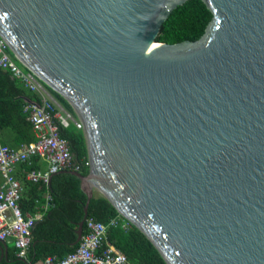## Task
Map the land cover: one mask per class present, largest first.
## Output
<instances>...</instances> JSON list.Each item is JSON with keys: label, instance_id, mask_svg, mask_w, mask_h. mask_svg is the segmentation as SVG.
I'll list each match as a JSON object with an SVG mask.
<instances>
[{"label": "water", "instance_id": "1", "mask_svg": "<svg viewBox=\"0 0 264 264\" xmlns=\"http://www.w3.org/2000/svg\"><path fill=\"white\" fill-rule=\"evenodd\" d=\"M187 1L0 0V35L82 123L77 243L97 193L167 264H264V0H202L199 40L158 42Z\"/></svg>", "mask_w": 264, "mask_h": 264}, {"label": "trees", "instance_id": "2", "mask_svg": "<svg viewBox=\"0 0 264 264\" xmlns=\"http://www.w3.org/2000/svg\"><path fill=\"white\" fill-rule=\"evenodd\" d=\"M214 15L202 0H188L176 8L163 23L157 37L160 43L176 44L184 41H197L206 32ZM11 53V52H10ZM16 62L24 67L13 56ZM56 101L75 119H78L73 107L57 92L48 87ZM29 102H40L38 95L27 90L20 81L13 78L9 71L0 69V141L4 145L17 148L36 140L33 126L28 121L25 106ZM54 112H58L54 108ZM60 136L66 140L75 164L80 165V173L88 175L90 167L87 142L83 129L78 128L72 121L62 125L54 119ZM41 158L34 157L22 167L24 172L25 192L20 200L22 212L36 213L40 208L38 203L45 204L47 191L51 196L50 206L42 214L32 229L31 245L28 259L17 256L15 250L8 257L0 259V264H31L46 257L63 258L74 252L78 246L77 230L84 219V208L87 195L81 189V181L71 173L55 174L51 183L46 187L43 183L27 181L26 175L32 170L40 169ZM0 180V184H1ZM39 201V202H37ZM38 207V208H37ZM43 210V208L39 209ZM88 217L108 225L112 219H118V225L109 227L107 241L124 253L131 264H167L152 242L136 226L124 228L125 219L116 207L104 196L94 194L90 200ZM86 232V223L84 224ZM83 232V233H84ZM2 246V242H0ZM2 251L0 248V257Z\"/></svg>", "mask_w": 264, "mask_h": 264}, {"label": "built area", "instance_id": "3", "mask_svg": "<svg viewBox=\"0 0 264 264\" xmlns=\"http://www.w3.org/2000/svg\"><path fill=\"white\" fill-rule=\"evenodd\" d=\"M10 49L0 35V69L10 72L11 76L22 83L30 92L38 95V102L25 106L28 121L32 124L36 140L17 148L4 145L0 141V241L12 239L17 256L27 259L31 245L32 229L42 219L41 213L25 215L20 207L23 187L15 177L16 167L29 163L34 157L47 164L45 171L32 170L26 178L33 183L49 184L52 175L62 171L79 172L81 166L75 164L69 146L58 130L54 119L67 126L72 121L83 129L79 119L65 110L54 98L48 86L31 70L20 66L12 57ZM54 108L58 112H54ZM90 161L86 163L90 165ZM51 196H46L43 208L50 206ZM86 232L83 233L78 248L63 258L46 257L33 264H131L127 256L107 241L109 227L117 226L118 219L106 225L93 217H87ZM130 228L129 221L123 222Z\"/></svg>", "mask_w": 264, "mask_h": 264}, {"label": "crops", "instance_id": "4", "mask_svg": "<svg viewBox=\"0 0 264 264\" xmlns=\"http://www.w3.org/2000/svg\"><path fill=\"white\" fill-rule=\"evenodd\" d=\"M37 163H39L38 165H39V167H40V169H36L37 171H45L46 169H47V164H46V162L44 161V160H42L41 159V161H39V162H37ZM15 177L19 180V182L21 183V185H22V187H23V192H22V196H23V194H24V192H25V182H23V178H24V172H23V170H22V167H18L17 169H16V171H15ZM27 179V178H26ZM0 180L2 181V179H1V177H0ZM52 180V179H51ZM28 181V180H27ZM39 183H42V182H39ZM36 184H38V183H36ZM46 187H48L50 184H45V183H43ZM94 194H97V193H94ZM47 195H50L49 194V192L47 191V193L45 194V203H46V196ZM22 199V198H21ZM37 202H39V201H37ZM38 205L40 206V208H38L37 209V212L36 213H41V214H43V216H44V212L45 211H47L48 209H49V207L47 208V209H44L43 208V206L44 205H42L41 203H38ZM41 208H43V210H39V209H41ZM36 213H30V212H26L25 213V215H34V214H36ZM1 242V241H0ZM2 243H7L6 241L5 242H2ZM11 250H15L16 252H17V249H16V247L14 246V242H13V240H12V242H10V243H8V253H9V251L11 252ZM8 253L7 254H4L3 255V253L1 254V257H0V259H2L3 257H5V258H7L8 257ZM27 259H28V256H27ZM43 260V259H42ZM41 260H39V261H36L35 263H38V262H40ZM31 264H33V263H31Z\"/></svg>", "mask_w": 264, "mask_h": 264}, {"label": "bare ground", "instance_id": "5", "mask_svg": "<svg viewBox=\"0 0 264 264\" xmlns=\"http://www.w3.org/2000/svg\"><path fill=\"white\" fill-rule=\"evenodd\" d=\"M153 45V44H152Z\"/></svg>", "mask_w": 264, "mask_h": 264}, {"label": "clouds", "instance_id": "6", "mask_svg": "<svg viewBox=\"0 0 264 264\" xmlns=\"http://www.w3.org/2000/svg\"><path fill=\"white\" fill-rule=\"evenodd\" d=\"M132 224V223H131Z\"/></svg>", "mask_w": 264, "mask_h": 264}]
</instances>
